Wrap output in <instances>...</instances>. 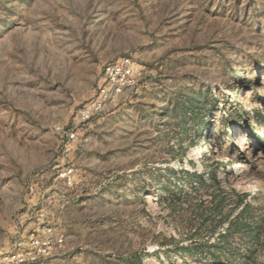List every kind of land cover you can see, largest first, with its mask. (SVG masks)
<instances>
[{
  "label": "rangeland",
  "instance_id": "1",
  "mask_svg": "<svg viewBox=\"0 0 264 264\" xmlns=\"http://www.w3.org/2000/svg\"><path fill=\"white\" fill-rule=\"evenodd\" d=\"M125 58L133 86L77 125ZM35 241L264 264V0H0V264Z\"/></svg>",
  "mask_w": 264,
  "mask_h": 264
},
{
  "label": "built area",
  "instance_id": "2",
  "mask_svg": "<svg viewBox=\"0 0 264 264\" xmlns=\"http://www.w3.org/2000/svg\"><path fill=\"white\" fill-rule=\"evenodd\" d=\"M104 78L101 86L94 100L90 103L91 106L82 107L77 115V125L82 123L92 115V111L97 112L105 109V107L113 102L117 95L121 94L124 89L130 88L134 84L133 69L129 59H121L110 62L104 66ZM66 137L70 140H75L77 132L72 128L65 133ZM36 243V244H35ZM38 242H32V251L23 253L18 251L6 252L5 257L2 259L4 264H42L41 255Z\"/></svg>",
  "mask_w": 264,
  "mask_h": 264
},
{
  "label": "bare ground",
  "instance_id": "3",
  "mask_svg": "<svg viewBox=\"0 0 264 264\" xmlns=\"http://www.w3.org/2000/svg\"><path fill=\"white\" fill-rule=\"evenodd\" d=\"M241 135V134H240ZM243 141H244V138L241 136V137H239V139H238V142H236V143H238L239 145H238V148L239 149H243V147H242V143H243Z\"/></svg>",
  "mask_w": 264,
  "mask_h": 264
}]
</instances>
